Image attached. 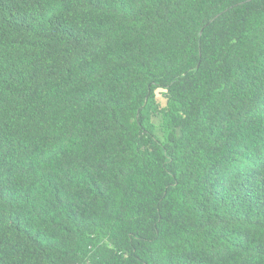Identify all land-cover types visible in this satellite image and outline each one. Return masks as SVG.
Listing matches in <instances>:
<instances>
[{
	"label": "trees",
	"instance_id": "1",
	"mask_svg": "<svg viewBox=\"0 0 264 264\" xmlns=\"http://www.w3.org/2000/svg\"><path fill=\"white\" fill-rule=\"evenodd\" d=\"M0 264H264V0H0Z\"/></svg>",
	"mask_w": 264,
	"mask_h": 264
}]
</instances>
